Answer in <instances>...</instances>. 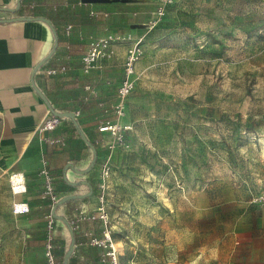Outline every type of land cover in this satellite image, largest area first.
Here are the masks:
<instances>
[{"label": "rangeland", "instance_id": "1", "mask_svg": "<svg viewBox=\"0 0 264 264\" xmlns=\"http://www.w3.org/2000/svg\"><path fill=\"white\" fill-rule=\"evenodd\" d=\"M63 3L74 13L84 4L97 20L64 25L62 45L73 42L50 68L77 70L90 86L86 94L100 100L95 109L74 113L79 122L88 119L93 167L78 172L92 154L90 147L83 154L78 144L60 163L78 168L81 183L70 187L89 188L81 208L96 215L102 202L109 221L105 228L97 216L86 222L72 254L86 247L89 257H101L104 251L90 249L89 239L108 231L121 264H250L260 257L264 241L255 225L264 213V0H172L155 22L150 15L158 0ZM129 20H135L132 27ZM68 25L75 33L67 39ZM109 36L106 48L113 52L102 57L101 67L85 72L82 57ZM132 41H139L140 50L136 83L119 112L117 91ZM43 79L49 100L63 101L62 81L47 73ZM106 124L112 129L101 131ZM66 142L62 137L53 143ZM4 187L0 199L8 194ZM58 213L77 226L67 208ZM7 220L0 204V264H39L40 246L25 236L28 230L21 234L23 225ZM56 228V222L49 229L31 225L30 233L45 242Z\"/></svg>", "mask_w": 264, "mask_h": 264}, {"label": "crops", "instance_id": "2", "mask_svg": "<svg viewBox=\"0 0 264 264\" xmlns=\"http://www.w3.org/2000/svg\"><path fill=\"white\" fill-rule=\"evenodd\" d=\"M16 5L17 0H0V186L4 183V189L8 193L0 199V204L9 217L7 222L16 228H19L18 224L23 225L21 234H26L25 230H28L25 236L31 240L35 238L30 233L31 225H44L45 215L51 211L49 198L44 194V180L39 174L40 170L46 168L49 174L55 175L53 179L59 178L58 173L61 179L64 178L63 182L53 183L54 189L57 187L60 191L59 198L65 197L70 188H77L79 191L76 194L83 193L87 190L83 184L70 187V184L79 181L80 174L71 168L68 169L70 177L67 178L65 173L67 165L70 166L71 162L61 165L60 160L70 149L74 151L76 144L83 154L87 149L80 140L78 142L75 136H71L74 131L70 121L62 119L63 117L58 124L60 126L62 122L64 123V126L59 127L60 131L58 126L54 130L38 131L40 123L50 110L48 105L50 100L45 95L44 88L47 82L43 76L45 73L49 74L48 70L51 67L49 64L53 57H47L53 49L55 38L45 21L15 17L9 10ZM127 12L125 11L124 15H128ZM153 14L154 10L150 17ZM134 21L129 20V26L132 27ZM70 35L71 32L66 38L68 39ZM66 42L64 47L71 48L72 41ZM117 64L116 61L111 63ZM99 66H102L101 61ZM67 68L64 72L49 75L62 81L69 73ZM81 111L77 108L74 113ZM62 137L68 139L63 147L53 143L61 141ZM45 158L48 160V168L45 165ZM13 181L21 183V190L18 192L11 188ZM18 204H24L28 208L27 211L15 212L14 207ZM255 228L258 229L260 240L264 241V213ZM92 248L99 249L96 246L90 249ZM83 249L72 254L76 259L75 264H90L86 248ZM92 259L99 264L97 256ZM249 261L250 264H264V252L260 257L251 258Z\"/></svg>", "mask_w": 264, "mask_h": 264}, {"label": "trees", "instance_id": "3", "mask_svg": "<svg viewBox=\"0 0 264 264\" xmlns=\"http://www.w3.org/2000/svg\"><path fill=\"white\" fill-rule=\"evenodd\" d=\"M58 5L61 6L62 9H56L55 6V0L53 2H49L48 0H19V3L15 6V8L10 9L15 17H18L20 19H33V20H43L45 21L49 27L51 28L53 34H54V48L50 55L47 58L50 57H56L58 54L62 53L64 51L62 36H63V27L64 25H67V23L72 27L71 23L74 22L77 26H88V22L96 21L97 18L95 16H90L89 13L86 10V5H80L78 6L79 10L74 13V10L65 7L64 0H56ZM63 3V4H62ZM76 1L71 4L74 6ZM111 17V16H110ZM109 19V18H108ZM62 26L61 33L58 32V27ZM73 28L69 30V32L73 33ZM73 42V40H71ZM67 43V42H66ZM50 69V68H49ZM82 78L80 76V73L75 71H69L67 77H65L62 81L63 83V90L65 91L66 97L63 101H57L52 103L51 101H48L49 108L53 114L57 113H65L70 112L74 114L75 109L79 108L82 111H89V109L93 108L95 109V106L97 102L100 100V97H95L93 95H87L85 90V85L81 83ZM46 99V96H44ZM47 100V99H46ZM96 115V123H100L102 121V115L103 113L101 111H95ZM62 119L70 121L72 131H74V134L71 136L75 138L80 137V141L82 142L83 146L90 147L91 148V158L89 160L88 166L84 169H82V172H87V170L91 169L93 167V163L96 161V158L93 157V154L95 152V147L93 140H90L88 138V135L85 131V128L87 127V120H82L79 122L77 118L74 115V118L70 117H63ZM68 140V139H67ZM71 168L76 171V168L74 164L70 163ZM45 165L48 168V160L45 158ZM51 177H55L53 173H50ZM60 173H58V177L54 179V183L57 184V182L63 180L59 176ZM69 183V182H68ZM75 184L81 183V181L74 182ZM72 183V184H74ZM89 194V188L84 192L80 194H70L66 195L65 197L58 196V200L55 203L52 214H53V222H56L57 228L53 230L51 235V251L52 254L57 261L58 264H72L76 262V259L72 257V251L69 252V244L72 241L73 244L78 241V237L82 234V232L85 229V223L84 221L76 222V217L78 215L79 210H84V208H81L83 204V200L87 198ZM62 208H67L69 211V217L73 220L74 225L77 224V226L71 225L69 220L64 216V214L58 213V211ZM87 211V210H85ZM91 224L92 221H89ZM59 225V227H58ZM43 235L36 236L34 241V238H32L30 241L36 242L38 246H40V250L42 252V261L39 262V264H47L46 258L44 256V238ZM89 244V243H88ZM87 244V248H88ZM91 245H89V248ZM86 248V247H85ZM90 264H96L94 260L89 257Z\"/></svg>", "mask_w": 264, "mask_h": 264}, {"label": "built area", "instance_id": "4", "mask_svg": "<svg viewBox=\"0 0 264 264\" xmlns=\"http://www.w3.org/2000/svg\"><path fill=\"white\" fill-rule=\"evenodd\" d=\"M172 0H158V5L154 11V18L151 21L158 20L162 15L165 13V8L168 4H170ZM153 22V24H154ZM70 26L68 25L65 28V32L68 35ZM115 38H118L115 36ZM111 39V36L107 38H100L99 42H97L93 47H91L85 55L82 57V63H83V69L85 72H89L91 69L99 66V62L101 61L102 57L104 56H110L113 52L112 50L106 48L109 40ZM103 47L105 49L104 52L100 53L99 47ZM126 60L124 62V79L120 83L117 91V97H118V104L116 106L117 111L121 112L124 108V99L130 92V90L134 87L136 81L134 79V64L139 56L140 50H139V41H132L130 43V47L127 50ZM66 69L65 66H60L57 68H51L48 70L49 74H55L57 72H64ZM86 88H89L86 86ZM78 112H76L77 114ZM61 117L57 116L56 114H53L51 110L47 111V115L42 120L38 127V131H50L54 130L59 122ZM101 131L112 129L111 124H106L103 127H99ZM105 166V165H104ZM103 166V176L106 174ZM39 174L43 177L44 180V194L49 198L50 201V207L51 211H49L45 215V228H52L53 223V214L52 209L55 205V203L58 200L57 194L54 191V186L51 181V176L46 168H42L39 172ZM101 182V180H100ZM103 183V182H102ZM102 188V185H99ZM12 190L14 192H18L21 190V183L18 181L12 182ZM102 201V200H101ZM100 201V202H101ZM24 204H18L14 207L15 212H25L27 211V207ZM102 222L104 228L109 224L108 221V215L105 211L103 204L101 202V205L97 208L96 215L88 213L85 210H80L78 212L77 220L78 221H92L97 217ZM44 242V256L46 258L47 264H58L55 260L52 251H51V235L48 234L45 238ZM89 243L93 246H96L98 248H101L104 252L101 255V257L98 258L99 264H121L119 261L117 248L115 243L112 241L111 235L108 231H103L101 237H90Z\"/></svg>", "mask_w": 264, "mask_h": 264}, {"label": "water", "instance_id": "5", "mask_svg": "<svg viewBox=\"0 0 264 264\" xmlns=\"http://www.w3.org/2000/svg\"><path fill=\"white\" fill-rule=\"evenodd\" d=\"M86 1H87V2H88V1H89V2H98V1H102V0H84V2H86ZM18 3H19V0H17V4H18ZM53 48H54V47H53ZM52 50H53V49H52ZM51 52H52V51H51ZM49 55H50V54H49ZM56 115L59 116V117H66V116H67V117H70V118H72V119L74 118V114H73V113H70V112H65V113H61V114H60V113H57ZM67 166L69 167V165H67ZM78 172L80 173V172H82V171H79V170H78ZM72 247H73V242L71 241V242H70V245H69V249H70V250H69V252L67 253L66 257H67L68 254L72 251Z\"/></svg>", "mask_w": 264, "mask_h": 264}, {"label": "bare ground", "instance_id": "6", "mask_svg": "<svg viewBox=\"0 0 264 264\" xmlns=\"http://www.w3.org/2000/svg\"><path fill=\"white\" fill-rule=\"evenodd\" d=\"M21 178V177H20ZM19 179V178H18Z\"/></svg>", "mask_w": 264, "mask_h": 264}]
</instances>
